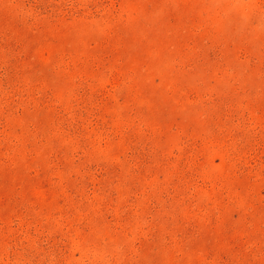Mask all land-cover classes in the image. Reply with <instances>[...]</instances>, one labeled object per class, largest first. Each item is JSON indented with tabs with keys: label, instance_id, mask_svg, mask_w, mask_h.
<instances>
[{
	"label": "rangeland",
	"instance_id": "1",
	"mask_svg": "<svg viewBox=\"0 0 264 264\" xmlns=\"http://www.w3.org/2000/svg\"><path fill=\"white\" fill-rule=\"evenodd\" d=\"M0 264H264V0H0Z\"/></svg>",
	"mask_w": 264,
	"mask_h": 264
}]
</instances>
